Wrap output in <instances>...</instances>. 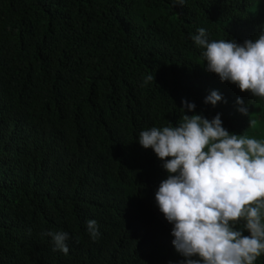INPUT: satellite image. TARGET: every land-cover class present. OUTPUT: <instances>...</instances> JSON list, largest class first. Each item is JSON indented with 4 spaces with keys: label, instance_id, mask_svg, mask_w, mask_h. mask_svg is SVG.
I'll return each mask as SVG.
<instances>
[{
    "label": "trees",
    "instance_id": "trees-1",
    "mask_svg": "<svg viewBox=\"0 0 264 264\" xmlns=\"http://www.w3.org/2000/svg\"><path fill=\"white\" fill-rule=\"evenodd\" d=\"M177 2L0 0V264L184 260L155 200L168 173L139 135L175 126L186 100L185 115L264 141V98L206 71L191 39L255 40L264 0ZM214 90L222 101L205 104ZM44 231L68 232V254Z\"/></svg>",
    "mask_w": 264,
    "mask_h": 264
},
{
    "label": "clouds",
    "instance_id": "clouds-1",
    "mask_svg": "<svg viewBox=\"0 0 264 264\" xmlns=\"http://www.w3.org/2000/svg\"><path fill=\"white\" fill-rule=\"evenodd\" d=\"M185 0L174 6L183 7ZM191 39L203 49L206 71L221 82H231L241 92L264 98V31L255 40H209L198 28ZM154 80L149 75L145 83ZM211 91L204 103L222 101ZM182 119L175 126L141 131L138 142L152 149L168 173L156 191L155 200L165 219L173 225L172 244L184 257L181 264H256L264 255V141L229 133L220 114L211 120L193 112L194 103L182 101ZM238 111L248 115L241 99ZM243 221V229L237 223ZM93 239L97 222H87ZM247 232L248 235L244 233ZM53 251L69 252L66 231H44Z\"/></svg>",
    "mask_w": 264,
    "mask_h": 264
},
{
    "label": "rangeland",
    "instance_id": "rangeland-1",
    "mask_svg": "<svg viewBox=\"0 0 264 264\" xmlns=\"http://www.w3.org/2000/svg\"><path fill=\"white\" fill-rule=\"evenodd\" d=\"M261 110H262L261 105H258V107H257V111H256V112H253V113L250 114L251 117H252V122H253V123H256V122H257V120H255L254 118H255L256 116H259Z\"/></svg>",
    "mask_w": 264,
    "mask_h": 264
}]
</instances>
